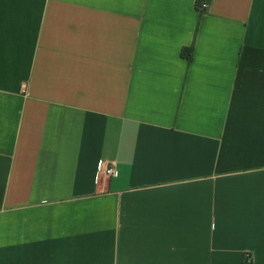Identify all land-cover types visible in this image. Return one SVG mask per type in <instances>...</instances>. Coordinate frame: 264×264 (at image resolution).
I'll use <instances>...</instances> for the list:
<instances>
[{"label": "crops", "instance_id": "0c3cea01", "mask_svg": "<svg viewBox=\"0 0 264 264\" xmlns=\"http://www.w3.org/2000/svg\"><path fill=\"white\" fill-rule=\"evenodd\" d=\"M197 1L0 0V264H264V0Z\"/></svg>", "mask_w": 264, "mask_h": 264}, {"label": "trees", "instance_id": "16d2710c", "mask_svg": "<svg viewBox=\"0 0 264 264\" xmlns=\"http://www.w3.org/2000/svg\"><path fill=\"white\" fill-rule=\"evenodd\" d=\"M207 7H208V0L197 1V8L200 12L207 10ZM193 50H194L193 46H190L183 48L181 52L182 56L185 57L189 63H191L193 60Z\"/></svg>", "mask_w": 264, "mask_h": 264}, {"label": "built area", "instance_id": "2783aa9c", "mask_svg": "<svg viewBox=\"0 0 264 264\" xmlns=\"http://www.w3.org/2000/svg\"><path fill=\"white\" fill-rule=\"evenodd\" d=\"M99 171L110 176L115 172V167L113 164L109 165L106 162H102L99 166Z\"/></svg>", "mask_w": 264, "mask_h": 264}]
</instances>
